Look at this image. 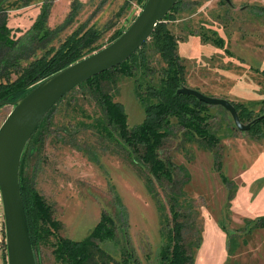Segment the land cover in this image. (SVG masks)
Segmentation results:
<instances>
[{
	"label": "rangeland",
	"instance_id": "rangeland-1",
	"mask_svg": "<svg viewBox=\"0 0 264 264\" xmlns=\"http://www.w3.org/2000/svg\"><path fill=\"white\" fill-rule=\"evenodd\" d=\"M73 6L77 14L67 25ZM45 8L47 27L58 30L49 47H58L85 26L101 33L98 44L104 48L143 10L139 0H0V18L11 30L12 40L18 42ZM175 19L167 22L186 66L185 86L259 112L264 107V0H182ZM40 48L28 44L10 55L25 58V54L36 52L41 56ZM147 55V68L136 72L145 96L147 85L158 86L165 66L154 50L149 49ZM25 60L8 68L12 79L21 70L19 66L27 64ZM135 85L134 79L119 74L115 83L105 85L123 105L129 128L142 124L146 117ZM54 108L47 116L40 143L32 148L28 143L21 168L22 177L32 180L52 207L61 226L58 235L85 240L106 212L115 221L116 237L100 243L104 251L120 261L128 249L139 264H160L164 218L149 188L147 170L133 164L124 149L101 136L95 121L104 120L103 111L90 93L77 87ZM12 109L8 104L0 108V127ZM209 114L211 130L220 139L215 148L221 159L220 171L215 152L200 140L185 137L175 119L172 134L162 147L164 158L186 170L177 173V179L187 177L183 190L190 226L184 232V242L194 255V264H264V227H256L257 222H264V141L237 131L222 107L209 106ZM154 185L168 212V188L157 181ZM0 204V264H8L1 192ZM52 252L50 244L40 245L37 263L62 264Z\"/></svg>",
	"mask_w": 264,
	"mask_h": 264
},
{
	"label": "trees",
	"instance_id": "trees-1",
	"mask_svg": "<svg viewBox=\"0 0 264 264\" xmlns=\"http://www.w3.org/2000/svg\"><path fill=\"white\" fill-rule=\"evenodd\" d=\"M139 2L144 8L147 0ZM181 5L182 0H179L164 21L156 26L150 40L128 61L78 87L85 93H90L103 111L104 120L95 121L101 136L124 149L132 163L145 168L149 174L148 182L151 183L149 188L164 218L162 225L164 243L159 253L160 264H194V255L189 252L184 242V232L187 226H190L188 215L190 210L187 209V199L183 190L187 177L184 175L185 179H177V173H185L186 170L185 167L176 165L171 158L162 156V147L174 129L172 119H175L184 130L185 137L191 140L198 139L207 149L215 152L216 166L219 171L221 169V159L215 151L220 139L211 130L209 106L192 96L177 93L185 86L186 66L178 53V39L167 21L176 20L175 13ZM74 7L66 21L67 25L76 17L77 8ZM48 16V9L45 8L32 29L18 42L12 40L11 30L4 18H0V108L18 101L44 80L103 48L98 44L101 33L92 28L86 29L85 26L79 27L58 47H49L58 30L55 32L47 27ZM124 32L117 31L109 44ZM203 38L210 40L206 35ZM213 42L222 45L219 39L213 38ZM28 44L40 46L43 51L41 56H37L36 52L25 54L27 58L25 60L19 55H10V52L18 47L25 48ZM149 49L160 56L165 66L161 69L158 86L147 85L145 96L141 93L143 85L136 79V72L147 68ZM21 60H25L27 64L24 67L19 66L21 70H17L16 78L12 79V72L8 68L14 69ZM116 74L132 78L136 82V97L144 107L146 117L145 121L135 128H129L123 105L116 102L113 94L105 88L106 83H115ZM232 104L242 123L249 124L256 120L248 132L255 140L264 141V107L255 112L242 103ZM54 109L49 113L50 116ZM50 116L45 117L39 125L29 142L30 148L40 143ZM235 129L239 131L236 127ZM22 172L23 167L20 170V189L35 255L40 245L50 244L56 261L62 264H139L136 255L126 252L128 249L122 252V259L117 261L101 248L100 243L113 241L116 237L115 221L106 212H102L99 223L85 240L73 241L60 237L58 232L61 226L53 217L52 207L47 204L32 180L22 177ZM154 181L168 188V212L166 204L154 188ZM257 226L264 227V222H257ZM51 237L55 238L54 242L50 240ZM199 243L198 240L196 248L199 247ZM229 254L231 255V250Z\"/></svg>",
	"mask_w": 264,
	"mask_h": 264
},
{
	"label": "water",
	"instance_id": "water-1",
	"mask_svg": "<svg viewBox=\"0 0 264 264\" xmlns=\"http://www.w3.org/2000/svg\"><path fill=\"white\" fill-rule=\"evenodd\" d=\"M179 0H147L132 25L114 42L44 80L13 106L0 127V192L5 216L8 264H37L20 189L24 151L51 110L82 83L128 61L153 35ZM230 2V0H226ZM180 95L192 96L208 106H219L231 115L240 132H248L256 120L241 122L235 106L183 86ZM4 103H1V105Z\"/></svg>",
	"mask_w": 264,
	"mask_h": 264
},
{
	"label": "crops",
	"instance_id": "crops-1",
	"mask_svg": "<svg viewBox=\"0 0 264 264\" xmlns=\"http://www.w3.org/2000/svg\"><path fill=\"white\" fill-rule=\"evenodd\" d=\"M2 211H3V209H2V206H1V204H0V218H1ZM4 221H5V220H4ZM0 223H1V219H0Z\"/></svg>",
	"mask_w": 264,
	"mask_h": 264
}]
</instances>
